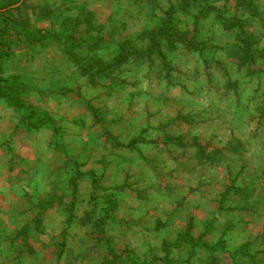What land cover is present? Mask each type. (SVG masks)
<instances>
[{
  "label": "rangeland",
  "instance_id": "obj_1",
  "mask_svg": "<svg viewBox=\"0 0 264 264\" xmlns=\"http://www.w3.org/2000/svg\"><path fill=\"white\" fill-rule=\"evenodd\" d=\"M242 1L258 18L249 21L236 0H194L187 9L182 0H22L6 9L28 17L30 29H50L44 9L59 23L85 6L101 45L90 52L93 38L84 37L77 62L53 41L15 45L0 65L1 77L18 76L46 93L24 100L59 129L57 136L49 128L26 131L21 115L0 100V264H163V244L186 229L215 248L220 264H251L243 251L264 259V74L239 66L234 35L217 18L248 20L264 52V0ZM167 11H175L182 33L210 49L179 46L165 55L170 72L158 61L130 63L115 74L119 82L96 87L80 75L79 66L107 65L124 45L143 51V35ZM59 88L81 95L52 94ZM161 127L197 138L209 161L165 145ZM108 135L123 145L139 137L155 144L114 147ZM107 197L117 203L112 212ZM42 204L53 206L44 211ZM26 223L29 248L18 237ZM208 257L188 246L169 255L171 264H206Z\"/></svg>",
  "mask_w": 264,
  "mask_h": 264
},
{
  "label": "trees",
  "instance_id": "obj_2",
  "mask_svg": "<svg viewBox=\"0 0 264 264\" xmlns=\"http://www.w3.org/2000/svg\"><path fill=\"white\" fill-rule=\"evenodd\" d=\"M22 0H5V5L0 7V65L4 60L10 57V50L13 47L20 45H32L43 46L49 41H53L59 45H63L69 57L76 60L75 51L83 49L82 42L84 37H92L91 42H87V48L90 52H95L100 48V39H95L94 32L98 28L94 24V17L87 7L83 6L74 16L64 18L59 23L53 21L51 17L53 12L49 10V21L52 22V28L50 29H30L27 26L29 22L28 17L23 19L12 18L7 16L9 10L18 5ZM194 0H182L180 6L181 9H187L191 6ZM237 9L247 13L249 21L258 18L259 13L251 2L245 3L242 0H236ZM175 11H167L161 20L160 26L148 33H145L142 37V42L145 46L143 51H135L129 44L124 45L118 52L117 56L111 63L104 65L101 62H90L88 65L79 66V73L82 77H86L88 83L93 87L99 86L101 80H108L109 82H119L115 74L122 70L123 67L130 63H136L138 65L145 64L147 62L158 61L163 65L168 72L172 70L170 63L166 60V53L174 52L179 46H182L186 52L201 54L205 50H209L210 47L204 42H198L194 37H189L187 34L182 33L178 27V22L175 19ZM222 28L234 35V50L231 51L235 56V60L239 66L245 68L251 75L264 74V52L255 48L258 45L259 39L252 34H249V29L246 23L240 18L233 17L231 19H224L221 16H217ZM85 40V39H84ZM86 42V40H85ZM79 63H77L78 65ZM255 66H261L257 69ZM73 92L77 96H80L79 89H64L59 88L52 92V94H58L66 96L68 93ZM37 94L39 96H46V93L38 88L23 84L19 81L18 76L1 77L0 76V100H3L9 107L13 108L17 113L21 115V123L26 131H38L43 128H49L55 136L58 135L59 129L56 121L48 114V112L40 111L36 106L29 104L24 100V96L27 94ZM168 126V125H167ZM167 127H161L160 132L165 139L164 144L174 146L182 149H193L199 159L204 162H208L206 157L207 149L201 145L197 138H189L185 141L186 137L174 136L166 131ZM110 142L114 147H120L125 149H133L135 144H155L147 141L142 137L133 140L128 145L121 144L116 138L108 135ZM237 146H240L238 142L233 145V150H236ZM106 202L109 204V211L112 212L117 208V203L112 197H107ZM45 211L51 208L53 205H40ZM109 215V213H107ZM33 223L39 226L40 218L33 219ZM29 227L30 223H26L24 227L18 232V237L23 246L29 248ZM188 246L190 249H204L209 253L206 264H220L218 257L214 254V247H211L202 240V237H193L190 229H186L181 232L174 244L165 242L163 244V252L165 254L163 264H171L169 255L173 248H181ZM218 246L224 247V242L220 241ZM264 253V252H263ZM243 257L247 259L251 264H263L264 259L260 260L256 256H253L246 251H243ZM231 264H241L236 258L233 259Z\"/></svg>",
  "mask_w": 264,
  "mask_h": 264
}]
</instances>
